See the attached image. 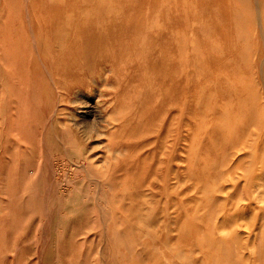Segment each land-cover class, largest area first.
<instances>
[{"label":"rangeland","instance_id":"obj_1","mask_svg":"<svg viewBox=\"0 0 264 264\" xmlns=\"http://www.w3.org/2000/svg\"><path fill=\"white\" fill-rule=\"evenodd\" d=\"M262 33L264 0H0V264H264Z\"/></svg>","mask_w":264,"mask_h":264},{"label":"bare ground","instance_id":"obj_2","mask_svg":"<svg viewBox=\"0 0 264 264\" xmlns=\"http://www.w3.org/2000/svg\"><path fill=\"white\" fill-rule=\"evenodd\" d=\"M257 3H260V1L259 2H257ZM255 5H256V1H255ZM260 5V4H259ZM256 7H257V5H256ZM260 7H261V5H260ZM260 9V8H259ZM257 10V9H256ZM261 10V9H260ZM257 12V14H259V13H261V11L259 12V11H256ZM259 12V13H258ZM256 14V13H255ZM256 14V15H257ZM255 15V16H256ZM259 16V15H258ZM260 18V17H259ZM262 19V18H261ZM47 20H49V18L48 19H45V21H44V23L47 21ZM149 20V19H148ZM256 22H257V20H256ZM30 23V22H29ZM151 23H153V22H151ZM261 23V22H260ZM155 24V23H154ZM47 25H50V28L51 29H53V27H51V25H55V23H53V22H51L50 24L49 23H47ZM260 24H258L257 26H259ZM262 25V24H261ZM157 26H159V25H157ZM39 27H41L40 28V30H43V31H45V30H47L46 29V27H44V25L43 24H41L40 23V26ZM261 27V26H260ZM65 27L63 26V29H64ZM261 30V29H260ZM33 34V33H32ZM263 35H264V33H262ZM260 35H261V33H260ZM262 37V36H261ZM264 37V36H263ZM29 39V38H28ZM34 39V38H33ZM32 39V40H33ZM33 43V42H32ZM34 44H37V41L35 40V43H33V45ZM178 44V43H177ZM35 46V45H34ZM26 51H28V50H26ZM57 53H59L57 50H55V52H51V51H49V52H43L42 53V55H40L39 56V58L42 60V62H43V67H44V70L46 71V73H47V75H48V79H47V81H48V83L49 82H52V84H53V86L56 88V90H57V92H58V99H56L57 101H59L56 105H55V107H54V109H53V111H52V119H53V121H54V123H55V126L56 127H59V125L60 124H64L65 125V129L62 131V130H59V131H61L60 133H63V136L64 137H66V138H64V139H61V140H65V141H67V143L68 144H72V142H71V139L73 138V135L72 134H76L73 130H72V128H71V126H69L68 125V122H66V120L63 118L64 116H65V114H66V112L67 111H70L69 109H66L65 107H61L62 105H60L62 102L63 103H66V97H67V94L65 95V92L67 91V89L65 88V87H61V82H60V80L57 78V76H55V75H53V73H51V68H54V67H56L57 68V65H51V64H53L54 62H55V60H56V54ZM86 54H87V50H86ZM50 55V56H49ZM33 62L32 60H27V62ZM262 62V61H261ZM34 64H36L37 65V63H38V61L35 59V61L33 62ZM264 63V62H263ZM262 64V63H261ZM34 66V65H33ZM262 66V65H261ZM261 66H260V69H262L261 68ZM35 67V66H34ZM37 68H38V70H39V72L41 71V68H40V66H38L37 65ZM23 69V68H22ZM110 71V73L112 74H114V70L112 69V70H109ZM104 72V71H103ZM104 73H106V72H104ZM103 73V74H104ZM263 73V72H262ZM102 74V76L100 77V78H98L97 79V77H93L92 78V80H91V82H90V88L92 87V85L93 84H97V88H99V90H100V94H101V96L104 98V96H105V93L107 92V90L106 89H108V87H111V85L109 84V76H105L104 77V75ZM34 75V74H33ZM109 75V74H108ZM261 76H263V74L261 75ZM33 78H36V76H33ZM263 78V77H262ZM262 80V79H261ZM50 84V83H49ZM264 87V86H263ZM114 89H116V86L114 85ZM69 99V98H68ZM107 103H105V105H106ZM109 105V104H108ZM107 105V107H109L110 105L112 106V105H114V108L116 109V104L114 103V102H111L110 103V105L108 106ZM107 107H105V110H107ZM116 113V112H115ZM109 114V113H108ZM25 116H26V114H25ZM25 116H24V118H25ZM258 116V115H257ZM118 118V117H117ZM117 118H115V119H117ZM63 120V122H61ZM26 121H27V118L26 119H24V121H22V123L24 124V123H26ZM111 121L112 120H110V119H108V126H110L109 124H111ZM116 121H119V119H117ZM106 123V124H107ZM122 126V123H119L118 125H113L112 126V130H115L117 127H118V131H112L111 133L109 132V137L111 138V141H112V144H114V141H113V139H115V137H116V135H117V132H119V130H121V127ZM258 126V125H257ZM27 127H26V125H25V132L27 133V135H24L25 137L22 139V142H23V144H31V140H32V138L30 139L29 138V132L30 131H28L27 129H26ZM31 133V132H30ZM36 133V132H35ZM84 133V132H83ZM99 134V133H98ZM77 135V134H76ZM103 135V134H102ZM32 137V136H31ZM82 137V136H81ZM108 137V138H109ZM35 137H33V139H34ZM177 141H179L178 140V137H177V139H176ZM81 144L82 143H79V144H76V146H75V148L73 149L74 151V153H75V155L77 156V158H78V165H81L82 164V162H83V164L82 165H85V161L87 162V160L85 159V154L83 153V149L81 148ZM165 147V146H164ZM109 149V148H108ZM106 155V154H105ZM111 155H113V154H111ZM114 156V155H113ZM104 157V156H103ZM112 157V156H111ZM80 159V160H79ZM104 159V158H103ZM173 159V158H172ZM178 159V158H177ZM176 159V160H177ZM160 161V160H159ZM103 163L102 164H104V160L102 161ZM158 165H160L159 163H158ZM109 166H111V165H109ZM50 168H48V170H49ZM51 170V169H50ZM57 170V169H56ZM139 170H141L140 168H139ZM52 171V170H51ZM50 172V171H49ZM57 173H58V171H57ZM32 175L34 176V177H36L37 175H39V169H38V171H33L32 172ZM142 175V174H141ZM258 185L261 187V188H263L264 189V176L263 177H261L260 179L258 178ZM57 185V184H56ZM51 188V187H50ZM49 188V189H50ZM49 192V191H48ZM264 224V223H263ZM263 226V225H262ZM264 248V247H263ZM258 257H260L261 258V254H259V256Z\"/></svg>","mask_w":264,"mask_h":264}]
</instances>
